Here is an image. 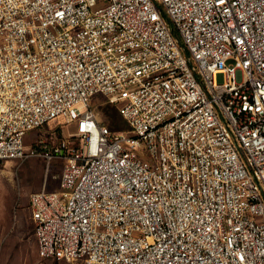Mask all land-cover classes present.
I'll return each instance as SVG.
<instances>
[{"label": "built area", "instance_id": "2783aa9c", "mask_svg": "<svg viewBox=\"0 0 264 264\" xmlns=\"http://www.w3.org/2000/svg\"><path fill=\"white\" fill-rule=\"evenodd\" d=\"M35 157L41 259L264 264V0H0V166Z\"/></svg>", "mask_w": 264, "mask_h": 264}, {"label": "rangeland", "instance_id": "374dc122", "mask_svg": "<svg viewBox=\"0 0 264 264\" xmlns=\"http://www.w3.org/2000/svg\"><path fill=\"white\" fill-rule=\"evenodd\" d=\"M218 82L221 78H217ZM92 110L108 128L114 124L120 131H127L128 125L109 105L105 97L94 99ZM114 120V122H113ZM74 132L72 126H46L39 131L27 133L26 145L31 147L43 140L48 147H55L62 140H68ZM61 160H54L47 170L41 158L23 161H6L0 166V264H76L54 263L38 257L34 227L28 207L29 196L41 191H56L62 172Z\"/></svg>", "mask_w": 264, "mask_h": 264}, {"label": "trees", "instance_id": "16d2710c", "mask_svg": "<svg viewBox=\"0 0 264 264\" xmlns=\"http://www.w3.org/2000/svg\"><path fill=\"white\" fill-rule=\"evenodd\" d=\"M114 122V120H113ZM103 123V122H102ZM105 125V123H103ZM106 126V125H105ZM107 127V126H106ZM108 128V127H107ZM110 131L112 132H117V131H120V129L118 128V126L116 124L113 125L112 129L111 128H108ZM56 263V262H54Z\"/></svg>", "mask_w": 264, "mask_h": 264}]
</instances>
